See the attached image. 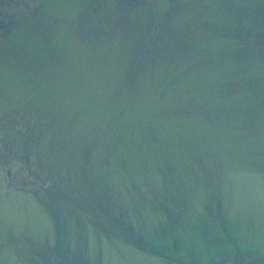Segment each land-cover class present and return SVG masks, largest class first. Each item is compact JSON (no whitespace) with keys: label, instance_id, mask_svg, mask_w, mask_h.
Instances as JSON below:
<instances>
[{"label":"rangeland","instance_id":"obj_1","mask_svg":"<svg viewBox=\"0 0 264 264\" xmlns=\"http://www.w3.org/2000/svg\"><path fill=\"white\" fill-rule=\"evenodd\" d=\"M2 2L0 264L264 256V0Z\"/></svg>","mask_w":264,"mask_h":264},{"label":"flooded vegetation","instance_id":"obj_2","mask_svg":"<svg viewBox=\"0 0 264 264\" xmlns=\"http://www.w3.org/2000/svg\"><path fill=\"white\" fill-rule=\"evenodd\" d=\"M1 1H3L2 2L3 5L5 0H1ZM235 250L223 249L216 253H213L211 257L207 260L206 264H223L233 260L237 264H264V256L256 254L254 251L250 249H245L243 251H238V252ZM163 256L166 257L168 256V254H163ZM193 256H195L194 253L192 254V257ZM235 256L236 258H234Z\"/></svg>","mask_w":264,"mask_h":264}]
</instances>
